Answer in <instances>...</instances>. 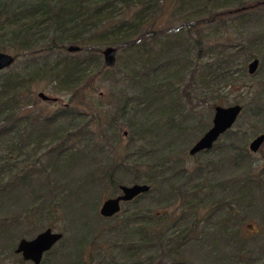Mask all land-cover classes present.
Here are the masks:
<instances>
[{
    "label": "trees",
    "instance_id": "trees-1",
    "mask_svg": "<svg viewBox=\"0 0 264 264\" xmlns=\"http://www.w3.org/2000/svg\"><path fill=\"white\" fill-rule=\"evenodd\" d=\"M253 16L260 18L255 24L259 32L249 46L225 39L233 29L230 23L239 20L244 25ZM263 21L264 0H0V53L16 55L15 65L0 73V258L12 256L15 264H25L22 257L15 258L18 238L25 239L23 228L56 213L66 219L72 237L63 236L41 264H93V258L90 263L86 260V249H94L104 231L119 236L122 264H167L166 260L170 264H260L264 225L260 224L256 236L246 234L240 240L227 223L223 232L210 239L206 232L214 218L229 214L226 210L235 203L252 200L248 204L254 206L258 200L264 202L262 172L256 176L248 172L229 193L212 182L203 188L201 183L210 179L206 170L196 178L183 157L164 156L168 152L174 157L181 142L186 146L192 139L190 130L198 127L194 132L201 133L207 129L198 123L199 116L186 111L182 101L196 96L197 77H201L200 85L222 91L239 82L247 86L250 79L258 81L250 103L241 95L231 106L243 107L239 120L251 135L264 133ZM74 46L80 49L74 54L78 57L65 56ZM111 47L130 53L134 63L135 55L147 57L146 72L135 83L141 95H122V107L113 121L107 124L100 112H77L82 109L45 118L23 110L29 103L37 104L34 95L25 91L56 73L65 76L62 86L74 93L78 108L93 106L84 94L90 89L87 77L94 69L100 74L104 71L101 50ZM53 58L56 61L51 64ZM20 59L26 63L21 73L17 68ZM255 60H261V71L250 76L246 68ZM174 79L183 87L180 94L170 85ZM123 122L132 131V145L120 153L114 136ZM241 128L222 135L229 145L219 150L235 153L234 164L249 169L248 137ZM139 141L146 144L134 151ZM46 142L56 146L36 160L41 168L36 169V162L33 166L22 161L31 156L30 149L35 152ZM52 175L59 176L58 185L52 183ZM125 176H132L134 185L148 184L151 189L125 202L127 208L115 217H101L103 194L120 193ZM223 194L226 198L215 201ZM22 195H28L29 204L20 213L11 210ZM203 202L214 208L205 219L201 217ZM104 221L108 224L103 226ZM53 227L50 222L47 229ZM196 241L204 250L211 244L214 249L206 250L213 253L216 249L217 256L203 250L196 262Z\"/></svg>",
    "mask_w": 264,
    "mask_h": 264
},
{
    "label": "rangeland",
    "instance_id": "rangeland-1",
    "mask_svg": "<svg viewBox=\"0 0 264 264\" xmlns=\"http://www.w3.org/2000/svg\"><path fill=\"white\" fill-rule=\"evenodd\" d=\"M257 19V20H256ZM257 21L260 22V18L252 17V21L244 25L243 22L237 20L233 23H230L231 27L233 29L230 30V32L225 36V39L232 43L233 45L243 44L245 46H249L250 40L254 38L257 31V26L255 25ZM264 26V21L262 22ZM264 30V29H263ZM241 32L243 33V36L241 35ZM212 39V38H211ZM213 40V39H212ZM264 46V44H263ZM76 47V46H74ZM114 48V47H111ZM107 48H103L101 50V64L104 66V71L100 74L99 69H94V74H91L88 76V86H90V89H87L85 91V96L89 101H91V104L93 106L87 105L86 108H78V103H75L73 101V95L74 93L71 91H67L64 89L62 84H64L65 76H60L59 73L54 74L53 76H47V78H44L43 82H37L35 84H32L25 92H28L27 95H31L35 97L37 104L36 105H30V103L23 108V110L26 111V113H29L28 115H41L44 118L45 117H51L53 115H56V113L60 112H66V110L71 111H77L78 109H82V111L77 112H83L84 114L88 115L89 112L94 111L97 113H102L104 115L103 120L108 124L110 121H113V116L116 115V112L118 108L122 107L121 101L119 102L120 97L122 95H127L130 98H134V95H141L142 90L139 92L136 89V82L141 81V76H143L146 72V56L144 58H141L140 55H135L133 58L135 59V62H132L130 58V53L125 52H117V60H116V66L114 68H106L104 62V56L102 53ZM115 49V48H114ZM264 49V48H263ZM80 52V51H79ZM78 53V52H77ZM4 54L11 55L15 57L14 52H6ZM70 56H75L77 54H70L67 52L65 54ZM87 56V55H86ZM86 56H81V59ZM78 56H75V58ZM80 57V56H79ZM72 58V57H70ZM72 58V59H75ZM56 59L53 58L50 62L51 64L55 63ZM45 62L42 60L41 64ZM253 61L249 62L252 63ZM259 71L257 74L261 71V60ZM249 64L247 65V70L249 67ZM26 63L24 59L19 60V64L17 65V68L19 72L21 73L23 68L25 67ZM132 70H134V74L132 73ZM9 71V70H8ZM251 76V75H250ZM201 80V77H197L195 80V83L197 84V91L196 96L193 95L192 98L188 101L187 99L182 100L184 103V107L186 106V111H191L197 116H199V122L203 123L204 126L207 127L206 131H202L204 133H195L194 130H197L198 127H195L194 130H190V134L192 139L188 141L187 145L185 146V142H181L182 145L178 148L177 152L174 153V157L169 156V154L166 152L164 159L167 158H182L185 159L187 163V168L192 171V173L195 172L192 176L198 177V174L200 175V172L204 173L206 170V173L209 174L210 182L209 180H204L201 185L203 188L208 184V187L210 186L209 183H213L212 186L215 187H223L226 189L227 192H232L231 190L234 186V184H238L239 182L242 183L246 179V174L249 172L253 176H256L257 174H260L264 178V146L256 153H251L249 151V154L251 156V166L249 169H246L244 166L241 168V164L236 166L234 164L235 153H229V151H223L219 149H223V146L229 145L228 139L226 137L220 138V141H218L215 145L216 148L210 150L207 153H199L198 155H190V149L191 147L198 142V140L203 136L208 130L212 128V122L215 117L214 110L215 108L222 106L224 108H230L231 103L234 101L235 98H240L241 95H243V98L247 100L248 103H250V99L252 96H254L257 93V85L259 84L258 81L249 80L247 81L246 85L244 86L242 82H239L235 85V87H229L226 91L220 90V88L217 87H211V86H202L200 85L199 81ZM263 82V81H261ZM260 82V83H261ZM172 86V89L176 91V93H182L183 87L179 84V79H174V81L170 84ZM253 87H256L252 90ZM43 94L47 96L51 100L54 101H42L39 98V95ZM251 95V96H249ZM249 96V97H247ZM233 106V105H232ZM213 107V108H212ZM76 114V113H75ZM91 114V113H90ZM87 123V120L83 123L85 125ZM124 123V122H123ZM118 124L119 130H116V134L114 136V140L116 141V146L118 147V151L120 153H123L124 149H127V147L131 146L130 137L132 136L131 130H128L127 125L125 123ZM242 121L239 120L234 128L232 130H237V128L242 126L243 134H246L248 137V148L249 144L253 141L254 138H256L259 135H251V130L245 125H242ZM114 132V131H113ZM112 133V131L110 132ZM176 136V135H172ZM184 137V136H183ZM146 144V141H139L134 146L133 150L136 151L138 148H142V146ZM56 144L53 142L44 143V146L41 149H38L34 152V149H30V155L28 154V157H24L22 161L28 162L35 166L36 162V169L41 168L40 164L38 165V162L36 161L39 158H42L46 153V151L51 150L52 147H55ZM229 153V154H228ZM176 156V157H175ZM157 157H155L156 160ZM201 165V166H200ZM198 166L200 168L197 171ZM206 168V169H205ZM221 169L220 171L218 170ZM50 172H52L51 169H49ZM144 171V170H143ZM205 174V173H204ZM144 175V178H146L145 172L142 173V176ZM52 183H57V185L60 182V178L58 175H52L51 177ZM133 177L132 176H125L123 180V185L132 186L134 183H132ZM143 184V183H140ZM230 187V188H229ZM229 188V189H227ZM120 193H112L107 192L103 194V200L99 205L98 215H100V210L103 202L109 198H114L115 196L119 195ZM203 197H205V194H202ZM226 198V195H220L216 197L217 202L220 200H223V198ZM258 200V199H256ZM30 199H28V195L23 196L20 198L18 206H14L12 204L11 210L18 211L20 213V210L24 208V206L29 204ZM229 201V200H227ZM252 200H246L245 203H235L231 210L229 211V208L226 210V213L230 212L229 214H225L223 217H217L214 218L212 221V227L209 228L208 232H206V237L208 236L209 239L214 236L217 232H223V226L225 223L227 225H230V232H232L233 235L238 237L240 240L242 237L246 236V234H254L256 236L257 231L259 230L260 224L261 226L264 225L263 221H261V216L264 214V202L261 200L256 201V204L254 206L249 205ZM255 201V200H254ZM207 202H203V207L201 209V217L203 219L209 218L210 215L213 213V205L212 207L208 206L206 204ZM216 203V202H215ZM214 203V204H215ZM213 204V203H212ZM146 205H152L150 203H147ZM123 206V211L127 208V205ZM22 211V210H21ZM16 213V212H15ZM4 216V215H3ZM101 216V215H100ZM121 216V215H120ZM119 216V217H120ZM115 217V216H114ZM125 217V216H121ZM226 218V219H224ZM231 221H226V220ZM41 220L38 224L35 223L34 225H27L23 228V233L21 234L23 238L25 239H31L37 236L41 231L47 229L50 222L52 223L53 230L59 233H63L65 238L66 237H72L71 233H68L66 228H68V222L64 217L61 215L52 214L48 216H45L44 218L39 219ZM225 220V221H224ZM239 220H243L244 224L240 225ZM36 221V219H35ZM224 221V222H222ZM222 222V223H221ZM104 224H108V222L104 221ZM111 224H114L113 222ZM222 228V229H221ZM101 230V229H100ZM119 236L113 232V231H104L100 235V241L96 244L94 249L92 248L90 250V247L86 249V260L87 262L91 259L94 263L93 264H116L115 262H118L119 264L124 263L123 260V252L122 249L119 248ZM20 239L18 238V241L16 242L18 245V242ZM16 245V248H17ZM195 246V257L196 262H199V257L203 255H198V252H203V249L197 244V241L194 242ZM206 249L213 250V246L211 244H206ZM206 251L207 253H212L211 251ZM55 250H59V248H56ZM216 250V249H215ZM212 253L213 255L217 256L216 252ZM219 250V249H218ZM221 253V251H219ZM16 255V254H15ZM21 255H16L15 258H21ZM208 261V260H207ZM213 258L209 260V262L212 263ZM25 263V262H24ZM90 263V262H88ZM167 264H170L169 261L166 260ZM0 264H15V259L12 256H7L6 258H0ZM25 264H32L25 263ZM135 264V263H134ZM253 264H257L256 262ZM259 264V263H258ZM260 264H264V260Z\"/></svg>",
    "mask_w": 264,
    "mask_h": 264
},
{
    "label": "water",
    "instance_id": "water-1",
    "mask_svg": "<svg viewBox=\"0 0 264 264\" xmlns=\"http://www.w3.org/2000/svg\"><path fill=\"white\" fill-rule=\"evenodd\" d=\"M80 49L77 47L70 48L68 52L75 54ZM102 55L105 59V66L107 68H114L116 66L117 51L114 48H107ZM16 63V59L4 53H0V73L8 71ZM260 62L258 60L253 61L249 64L248 70L249 75L254 76L259 71ZM39 98L42 101H54L49 99L47 96L40 94ZM243 107L231 106L230 108L217 107L214 110V119L212 122V128L208 130L201 138L195 143L189 154L194 156L201 152H209L212 150L214 145L220 140L222 135L232 130L235 124L241 117ZM264 146V133L257 136L249 144V150L251 153H256ZM151 189L150 185L146 184H135L132 186L122 185L120 186V194L114 198L105 200L100 210L101 217L113 218L119 214L123 208L125 202H130L136 197L146 194ZM63 233L56 232L52 228H48L40 232L37 236L31 239H21L18 242V246L15 250V254L22 256L23 260L27 263L41 264L45 256L61 242Z\"/></svg>",
    "mask_w": 264,
    "mask_h": 264
}]
</instances>
